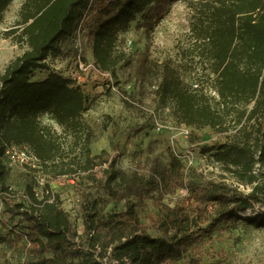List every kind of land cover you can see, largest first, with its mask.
I'll return each instance as SVG.
<instances>
[{
    "label": "trees",
    "instance_id": "obj_1",
    "mask_svg": "<svg viewBox=\"0 0 264 264\" xmlns=\"http://www.w3.org/2000/svg\"><path fill=\"white\" fill-rule=\"evenodd\" d=\"M13 1L0 0V21ZM169 1L23 0L20 20L8 34H17V40L28 48L0 74V203L11 206L25 221V231L19 236L26 238L30 253L37 256L28 264H183L187 255L186 264H202L200 254L206 239L221 224H235L240 214L264 204V0H217L208 17L194 24L204 63L201 76L213 75L215 94L205 85L185 86L172 65H164L155 91L174 101L188 126L227 131L228 123H235L236 131L229 141L204 148L239 184L250 186L248 192L226 182L186 186L183 163L175 154H171L169 169L155 167L150 179L137 181L141 185L135 188L136 182L129 185L127 174L116 168L119 153L115 146L106 178L95 179V185L112 192L125 186L127 196L134 195L136 203L153 198L161 208L158 226L171 234L122 233L114 236L109 246L102 245L100 235L103 230H114L117 223L112 217L104 221L97 218V201L89 206L81 204L87 235L83 240L60 197L51 190L46 189L40 197L30 184L25 189L26 202L15 203L11 197L10 172L4 162L8 145L28 147L42 172L54 178L90 174L101 157L93 156L88 148L92 133L81 121L86 101L81 85L54 69L48 59L59 57L62 42L74 39L85 28L95 63L116 75L117 65L125 58L118 49L117 30L137 17L154 28ZM36 70L48 75L32 79ZM45 116L61 131L45 122ZM181 187L188 188V198L173 206L163 202L165 195ZM136 203L128 201L127 206L132 208ZM248 220L264 225L262 220ZM4 241L0 236V244Z\"/></svg>",
    "mask_w": 264,
    "mask_h": 264
},
{
    "label": "rangeland",
    "instance_id": "obj_2",
    "mask_svg": "<svg viewBox=\"0 0 264 264\" xmlns=\"http://www.w3.org/2000/svg\"><path fill=\"white\" fill-rule=\"evenodd\" d=\"M22 2L14 0L0 21V74L28 48L27 44L17 40V34H8L20 20ZM216 3L217 0H170L166 13L154 28L140 17L119 28L118 49L125 58L117 65L116 75L96 67L87 29L82 27L77 37L64 40L62 54L51 56L48 61L54 69L70 75L81 85L86 98L81 121L85 130L92 133L88 148L93 156L101 157L95 161L90 174L80 172L72 178H54L43 173L39 163L28 165L17 160L11 166L5 156L13 201L26 202L25 189L30 184L40 197L46 189L51 190L60 197L61 206L68 212L74 230L83 240L87 235L81 204L89 206L97 201L100 210L97 218L104 221L112 217L117 223L114 230L101 233L100 241L104 246L111 245L112 238L122 233L170 235L171 232L158 226L156 219L161 208L153 198L146 197L136 203L134 195L127 196L125 186H117L112 192L95 185V179L106 178L108 161L114 156L115 146H118L119 153L116 168L127 174L129 185L136 182L135 188L141 185L137 181L150 179L155 167L169 169L171 154H175L183 163L186 186L226 182L248 192L250 186L239 184L204 148L212 143L229 141L236 131L235 123H228L227 131L188 126L182 121L174 101L155 92L164 65H172L185 86L205 85L214 94L211 87L213 75L201 76L200 68L204 63L201 62L193 26L205 20ZM79 61L89 64L88 69L81 70ZM47 75V71L36 70L32 79L40 80ZM44 121L61 131L47 116ZM181 188L174 194L165 195L163 202L173 206L188 198L189 193H182ZM151 194L157 196L158 192L152 191ZM128 201L137 205L129 208ZM240 215L241 219L235 224H221L206 239V246L200 254L202 264L215 261L221 264H264V225L258 226L248 220L264 221V204H256ZM98 226L103 229V223ZM24 231V219L15 214L11 206L0 203V236L5 239L0 244V264H28L37 258L30 253L26 238L19 236ZM189 258V255L185 256L182 263L186 264Z\"/></svg>",
    "mask_w": 264,
    "mask_h": 264
},
{
    "label": "built area",
    "instance_id": "obj_3",
    "mask_svg": "<svg viewBox=\"0 0 264 264\" xmlns=\"http://www.w3.org/2000/svg\"><path fill=\"white\" fill-rule=\"evenodd\" d=\"M79 59H80V57H79ZM88 65L86 63L82 62V61H79V66H80V69L81 70L88 69ZM95 65H96V67L98 66L96 63H95ZM198 86L199 85H196V88ZM5 156L11 161V163H10L11 166L14 165V163L17 160H20L23 163L28 164V165H32V164H35V163H39L38 162V159L36 158V156L26 146H18V145H15V144L8 145ZM180 191L182 193H184V194H187V192L189 193V190L187 189V187L181 188Z\"/></svg>",
    "mask_w": 264,
    "mask_h": 264
}]
</instances>
